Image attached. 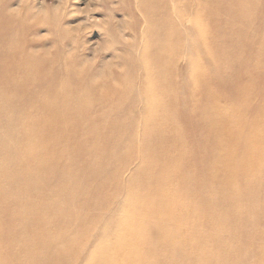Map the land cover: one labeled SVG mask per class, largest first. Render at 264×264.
Returning <instances> with one entry per match:
<instances>
[{"label": "bare ground", "instance_id": "6f19581e", "mask_svg": "<svg viewBox=\"0 0 264 264\" xmlns=\"http://www.w3.org/2000/svg\"><path fill=\"white\" fill-rule=\"evenodd\" d=\"M122 6L139 50L115 77L111 65L91 75L34 52L26 15L0 4V264H264V87L255 71L264 44L241 38L264 28L254 17L263 6ZM209 54L232 71L231 103L209 88ZM186 85L199 100L185 98ZM136 111L138 125L126 117ZM114 143L121 151L109 154ZM130 155L139 162L124 177L116 161ZM117 189L123 197L108 196ZM115 202L124 209L114 216Z\"/></svg>", "mask_w": 264, "mask_h": 264}, {"label": "rangeland", "instance_id": "374dc122", "mask_svg": "<svg viewBox=\"0 0 264 264\" xmlns=\"http://www.w3.org/2000/svg\"><path fill=\"white\" fill-rule=\"evenodd\" d=\"M123 2L124 0H0V4L2 3L12 11L14 10L16 13L21 14V17L26 15L29 21L27 24V29L29 30L27 34V38L29 39L28 45L34 52L42 53L44 57H64L69 60L70 64H80L86 68V71H90L91 75L98 74L100 70L104 71L109 65V68L112 66L115 77H121L127 72L126 59L129 56L136 55L139 50L138 47H135L136 38H134L133 31L129 26L132 17L123 10ZM259 2L264 9V0H259ZM134 13L139 19L137 27L143 29V16L140 12V7H137V5L134 7ZM254 17L257 22L262 23L264 13H257ZM45 19H49V22H45ZM53 24H55V32L52 31ZM258 29L260 31L255 32L253 35L248 32L244 33L241 38L252 39L260 44H264V28ZM213 32L211 31L210 33ZM216 36L222 43L226 38L221 32L217 33ZM247 42H251V40L244 43ZM212 45L210 41L207 48H211ZM258 57L257 60L261 65L258 68V65H256L254 68H257L255 71L263 79L261 87H264V52L262 51ZM193 58L196 59V57H192L191 61H193ZM189 65L192 66V64ZM187 66L184 71H182V68L178 69L179 76L177 75V77L179 84L185 83L182 81L183 75L191 70V66H188L189 68ZM206 69H208L210 79V90L217 96H220V92H224L227 95L226 102H233L232 85L230 83L232 71L230 69H219L217 57L212 54H209ZM190 87L188 85L184 86L182 92L185 98L194 99L193 101H196V98L199 100V92L192 88L191 91ZM190 94H193V97ZM136 112L135 114L132 113L133 115L128 114L126 116L127 120L130 121L129 123L137 124L139 122V116L141 115H139L138 111ZM43 117L52 119L54 114H44ZM95 126L100 128L104 125ZM141 132L139 131L138 134L142 135ZM117 134H124L123 130H119ZM34 136L37 143H42V138L39 134H35ZM116 146L117 143L112 144L109 148V154L121 151V148H116ZM131 156L130 159L125 160L123 158L116 161L122 164V166L124 164L120 171V174L124 177H132L131 174L136 169L134 165H138L137 162L139 160L131 159ZM104 178L106 177L104 176ZM119 191L118 189L112 190L108 196L112 197V199L119 197ZM123 196L124 194L121 192L120 197ZM49 198L51 202H54L57 200V195L53 192ZM122 205L120 206L123 207ZM120 206L115 202V209L113 208L114 216L119 210L123 211L124 208L121 209ZM21 224L25 226V221H21ZM19 244H21L20 240L15 244L16 249L14 253L16 254V258L23 260L25 251ZM43 247L46 248V244Z\"/></svg>", "mask_w": 264, "mask_h": 264}]
</instances>
